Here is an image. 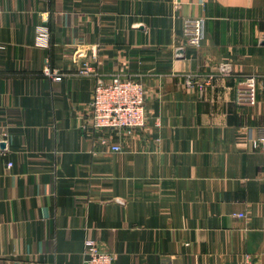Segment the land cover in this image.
Masks as SVG:
<instances>
[{
	"label": "crops",
	"instance_id": "1",
	"mask_svg": "<svg viewBox=\"0 0 264 264\" xmlns=\"http://www.w3.org/2000/svg\"><path fill=\"white\" fill-rule=\"evenodd\" d=\"M93 51L97 75H76ZM116 74L145 86L143 129L92 127ZM260 127L264 0H0V264H84L88 238L116 264H264Z\"/></svg>",
	"mask_w": 264,
	"mask_h": 264
},
{
	"label": "built area",
	"instance_id": "2",
	"mask_svg": "<svg viewBox=\"0 0 264 264\" xmlns=\"http://www.w3.org/2000/svg\"><path fill=\"white\" fill-rule=\"evenodd\" d=\"M205 19L190 18L186 21V44L199 48L205 37ZM37 45L48 48L51 44L50 27L41 23L37 26ZM93 56L81 61L76 75L95 76L93 60L97 58L96 51ZM77 61V60H76ZM229 65H221L220 71L228 73ZM44 74L55 81H61L65 74L50 66L44 68ZM258 84L255 75H246L238 89L236 101L239 105H254L257 102ZM92 127L98 131L135 130L143 129L147 124L146 89L141 80L116 74L110 81L99 79L89 102ZM252 143L255 147L264 146V127L257 129L253 134ZM113 151H121V144L111 145ZM12 165V163H10ZM244 216V213L238 214ZM84 264H116L115 256L98 246L96 240L88 238L85 241Z\"/></svg>",
	"mask_w": 264,
	"mask_h": 264
},
{
	"label": "water",
	"instance_id": "3",
	"mask_svg": "<svg viewBox=\"0 0 264 264\" xmlns=\"http://www.w3.org/2000/svg\"><path fill=\"white\" fill-rule=\"evenodd\" d=\"M6 143L5 142H2V144H1V146L3 147V148H6Z\"/></svg>",
	"mask_w": 264,
	"mask_h": 264
}]
</instances>
